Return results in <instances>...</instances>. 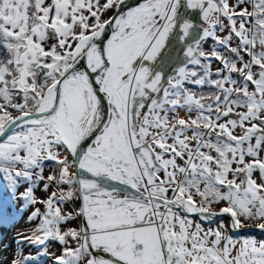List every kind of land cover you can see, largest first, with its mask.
Here are the masks:
<instances>
[{
    "label": "snow or ice",
    "instance_id": "obj_1",
    "mask_svg": "<svg viewBox=\"0 0 264 264\" xmlns=\"http://www.w3.org/2000/svg\"><path fill=\"white\" fill-rule=\"evenodd\" d=\"M34 169L45 191L76 189L39 200ZM0 174L13 195L29 181L24 206L46 205L19 243L58 241L55 264H264V240L225 230L264 231V0H0ZM76 195L85 223L61 232L74 215L58 201ZM188 214L230 222L205 229Z\"/></svg>",
    "mask_w": 264,
    "mask_h": 264
},
{
    "label": "rangeland",
    "instance_id": "obj_2",
    "mask_svg": "<svg viewBox=\"0 0 264 264\" xmlns=\"http://www.w3.org/2000/svg\"><path fill=\"white\" fill-rule=\"evenodd\" d=\"M234 2V0H230V3ZM111 15V12H109L104 18L106 19L107 16ZM189 15L191 19L196 23L197 25H200L202 21L200 20L198 12L195 11H189ZM224 23L227 24V21L224 20ZM199 32V28L193 30V35H196V33ZM228 34V29L225 28L223 31H220L217 29V35L225 36ZM232 46L235 47L239 43L238 38L233 37L232 40ZM206 45V46H205ZM214 46V41L212 39L206 40L202 47L207 52L212 49ZM220 51L227 56H232L231 53H228L223 48H220ZM244 60L247 61L249 57L245 53H241ZM234 59V56H232ZM204 62V61H202ZM239 66V64H238ZM175 67V65H174ZM191 67V66H190ZM223 66L220 61L215 60L214 58L210 61V71H211V78L213 79H219L221 78L216 74L217 69H221ZM223 74H227L224 72ZM234 79H239L238 74H232ZM187 88H189L191 91L197 93V94H203L204 96H208L210 93L216 91L215 88L209 85L204 86H195L190 83H186L185 85ZM251 90V86H250ZM207 102V101H205ZM146 110V109H145ZM240 109H238L239 111ZM178 113L180 117L187 118L189 115L195 116V112L188 113L187 110L184 109H178ZM229 118L236 119L237 117L231 116ZM189 136L191 135V131L187 133ZM236 134L240 135L241 130L239 128L236 129ZM195 144V141L192 142ZM206 150V149H205ZM213 155L215 153L213 152ZM178 163H183V161L178 160ZM43 172L42 175L44 177H47L52 171L54 166L53 162L51 161H45L43 162ZM22 167V166H19ZM58 171V168L56 169ZM33 175V187H34V194L39 200H46L47 197L51 194V192L56 191L59 195V189L62 188L65 192L71 188L72 190L76 189L75 184L69 186V185H59L57 186L55 183H53L47 191L44 190V183L47 181H40L35 179V173L39 172L40 169H34L32 170ZM163 173H161V176ZM255 176L258 178L259 173H255ZM0 177H2V174H0ZM259 182V180H258ZM112 184V183H111ZM29 186V181L21 179L18 182L17 189L15 195L8 189L7 184L5 181H3L2 178H0V264H12L13 260L22 259L24 256H28L29 254L36 257V259L30 264H55L54 259L52 258L55 255H60L62 248L64 245H61L56 240H49L46 244V246L41 245H35V244H29L27 241H25L23 244H20L19 241L21 237L23 236H31L33 234V229L36 228V226L40 223L39 219H36L34 221H29L28 217L29 215L36 210L37 208L40 210L41 215H43L46 211V205L37 203L35 205H25V201L22 199H19V194L23 193L25 189ZM201 188H203V185H201ZM222 191H226V189H222ZM171 195V193H169ZM197 201H199L200 197H195ZM59 207L61 208L62 214H66L68 212H72L74 215V218L68 221L61 222L59 227L61 232L67 231L70 228H79L81 224V217L76 216L75 212L80 207V199L78 195L73 196L71 200H65L63 202H59ZM226 201H221L218 204L213 205L214 211H219L221 207L226 206ZM188 218L193 220L194 222L201 223L202 227L205 229L208 228H216L217 225L221 223V221L224 222V224L227 226L230 222V217L227 215H219L212 218V221H206L201 220L200 216L198 214L195 215H188ZM255 221H246L245 227L248 229H252V227H255ZM243 228V229H244ZM256 228V227H255ZM226 232L228 235H231L233 239H239L241 237H247L252 236L255 237L257 240H264L263 237H259L254 233H244V232H238V231H232L230 228L226 227ZM39 234V233H37ZM71 246L75 247V242L71 241ZM45 247L47 248L48 252L51 255H40V253L44 252ZM22 250V251H21Z\"/></svg>",
    "mask_w": 264,
    "mask_h": 264
},
{
    "label": "water",
    "instance_id": "obj_3",
    "mask_svg": "<svg viewBox=\"0 0 264 264\" xmlns=\"http://www.w3.org/2000/svg\"><path fill=\"white\" fill-rule=\"evenodd\" d=\"M126 3H127V5H129V6H131V5H135V3H137V0H126ZM108 35H110V32L108 33ZM106 38V37H105ZM92 139H94V136L92 137V138H90V139H88V140H86L84 143H83V148L84 149H86L87 148V146L89 145V144H91V142H92ZM114 184H115V182H114ZM76 186V185H75ZM80 206H81V200H80ZM188 215H195V214H188ZM225 215H227V214H224V216ZM228 216V215H227ZM81 217V224H83V223H85V221H84V218L82 217V216H80ZM247 228H242V229H239V230H237L238 232H244V233H254V234H256L257 236H259V237H263L264 238V231H262V230H258L257 228H255V227H252V229H248V230H246Z\"/></svg>",
    "mask_w": 264,
    "mask_h": 264
},
{
    "label": "bare ground",
    "instance_id": "obj_4",
    "mask_svg": "<svg viewBox=\"0 0 264 264\" xmlns=\"http://www.w3.org/2000/svg\"><path fill=\"white\" fill-rule=\"evenodd\" d=\"M110 183H112L113 185H115V186H117V187H121V188H123L124 186H122V185H118V184H114V182H110ZM258 229V228H257ZM258 230H260V229H258Z\"/></svg>",
    "mask_w": 264,
    "mask_h": 264
},
{
    "label": "trees",
    "instance_id": "obj_5",
    "mask_svg": "<svg viewBox=\"0 0 264 264\" xmlns=\"http://www.w3.org/2000/svg\"><path fill=\"white\" fill-rule=\"evenodd\" d=\"M206 46V45H205ZM235 58V57H234Z\"/></svg>",
    "mask_w": 264,
    "mask_h": 264
}]
</instances>
